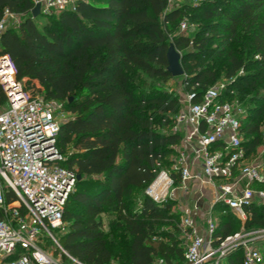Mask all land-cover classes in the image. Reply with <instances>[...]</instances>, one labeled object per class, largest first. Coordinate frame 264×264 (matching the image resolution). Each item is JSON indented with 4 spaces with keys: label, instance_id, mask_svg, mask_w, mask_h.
Wrapping results in <instances>:
<instances>
[{
    "label": "trees",
    "instance_id": "obj_1",
    "mask_svg": "<svg viewBox=\"0 0 264 264\" xmlns=\"http://www.w3.org/2000/svg\"><path fill=\"white\" fill-rule=\"evenodd\" d=\"M32 6V0H0V16L4 8L19 15L17 26L0 34V54L12 59L24 87L69 112L56 133L58 163L79 177L63 207L59 244L80 264L182 262L183 228L168 210L172 199L154 201L143 191L162 163L178 181L171 164L181 132L162 128L172 127L179 101L149 80L171 77L169 42L197 93L220 74L230 78L221 96L244 106L241 145L251 157L264 128V0L170 6L167 0H76L44 14L40 28ZM181 19L187 28L179 29ZM211 209L217 214L213 244L236 230L264 226V202L248 204L242 223L221 202ZM108 212L113 217L104 228L100 215ZM256 244L264 264V240ZM241 256L238 246L218 264H242Z\"/></svg>",
    "mask_w": 264,
    "mask_h": 264
},
{
    "label": "built area",
    "instance_id": "obj_2",
    "mask_svg": "<svg viewBox=\"0 0 264 264\" xmlns=\"http://www.w3.org/2000/svg\"><path fill=\"white\" fill-rule=\"evenodd\" d=\"M75 1L32 3L38 2V13L48 14ZM18 22L19 15L4 8L0 34ZM187 26L181 19L179 29ZM227 82H214L197 93L183 77L181 103L173 116L174 125L181 126L180 147L171 164L178 181L174 183L169 170L159 169L144 193L154 201L179 190L192 193L181 220L186 242L182 262L156 258L152 264H218L238 246L242 264L262 261L256 243L264 240V226L236 230L216 244L211 236L214 202L225 204L241 223L248 204L264 202V164L244 154L239 124L245 109L238 100L221 96ZM0 87V264H64L63 258L80 264L50 230L64 228L63 207L76 180L74 169L58 163L63 158L55 143L61 103L24 87L5 52L0 54ZM6 193L14 199L6 201Z\"/></svg>",
    "mask_w": 264,
    "mask_h": 264
},
{
    "label": "rangeland",
    "instance_id": "obj_3",
    "mask_svg": "<svg viewBox=\"0 0 264 264\" xmlns=\"http://www.w3.org/2000/svg\"><path fill=\"white\" fill-rule=\"evenodd\" d=\"M168 5L169 6L171 5V1L168 2ZM34 18H35L36 25L40 28L41 24L43 23V21L45 19L44 14L38 13L36 16H34ZM195 24H197L196 21L190 23L191 28L187 30L188 35L192 34V29H195V26H196ZM183 77H184V74L182 73V74L174 75V76L171 75V77H169L167 80L162 81V82H160L158 79H151V80H149V82L151 83V85L153 87L164 89V90L170 92L171 94H173L174 96H176L178 100H180L182 95H183V91H184V89H183ZM229 80H230V78L228 79V78H226L220 74L218 76V79L215 82H220V81H222V82L226 81L227 82ZM20 81H22V80H20ZM26 88H28L31 91V87L27 86ZM38 93L41 94L40 92H38ZM180 103L181 102L179 101V106H180ZM2 104H0V107H2ZM68 116H69V112L66 110H63L61 107L60 112L58 113L59 120L62 121L63 119H65ZM162 129L163 130L173 129V130H178L179 132H181V126L180 125L177 126L176 124L174 125V122L172 124V127L171 126H164ZM262 130H263L262 141L255 147L253 155H251L250 159L251 158L257 159L261 163L264 164V128ZM179 147H180L179 142L176 145H174V150H175L174 156H176V153H177L176 149ZM159 169H167V167L162 163L160 165ZM143 191H144V189H143ZM191 194L192 193H190V192H183V191L179 190V191L174 192V194L172 196H169L172 200L170 201V205H169L168 210L170 212H173V213L175 212L178 214L179 225H181L183 209L190 205L191 198H192ZM164 199H162V200H164ZM216 215H217L216 212L212 211V217H213L214 221L216 220ZM100 216L104 222V228H106V223L110 218L113 217V214L108 212V213H102ZM63 223H64V225L66 224L65 221ZM157 227L159 229H165L167 227V225L166 224H157ZM50 230L56 236V238H58L59 235L62 234V232L65 230V226L63 229L58 228V227H53V228H50ZM180 234H178V236H180L179 238L181 239V241L184 242V245H185V242H186L185 236H184L183 232L181 235ZM44 238L45 239L43 241H44L45 245L47 247L51 248L52 242L49 239H47V237H44ZM61 260H62L61 262L64 264H71V262L69 260H67L66 258H63Z\"/></svg>",
    "mask_w": 264,
    "mask_h": 264
},
{
    "label": "water",
    "instance_id": "obj_4",
    "mask_svg": "<svg viewBox=\"0 0 264 264\" xmlns=\"http://www.w3.org/2000/svg\"><path fill=\"white\" fill-rule=\"evenodd\" d=\"M38 2H35L30 9L31 16H36L38 14ZM180 53L176 50L171 42L168 43L165 50V58H166V70L172 75H179L183 73V69L180 65ZM79 175L76 174V178Z\"/></svg>",
    "mask_w": 264,
    "mask_h": 264
},
{
    "label": "crops",
    "instance_id": "obj_5",
    "mask_svg": "<svg viewBox=\"0 0 264 264\" xmlns=\"http://www.w3.org/2000/svg\"><path fill=\"white\" fill-rule=\"evenodd\" d=\"M204 194H207V192H205Z\"/></svg>",
    "mask_w": 264,
    "mask_h": 264
}]
</instances>
